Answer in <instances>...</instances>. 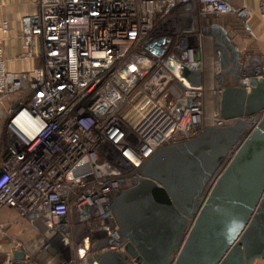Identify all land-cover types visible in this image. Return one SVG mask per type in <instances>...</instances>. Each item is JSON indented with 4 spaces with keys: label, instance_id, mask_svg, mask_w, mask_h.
I'll list each match as a JSON object with an SVG mask.
<instances>
[{
    "label": "built area",
    "instance_id": "1",
    "mask_svg": "<svg viewBox=\"0 0 264 264\" xmlns=\"http://www.w3.org/2000/svg\"><path fill=\"white\" fill-rule=\"evenodd\" d=\"M259 4L264 11V0ZM227 13L249 30L250 10L225 0H37L36 13L22 19L17 57L39 63L8 69L0 40V98L12 102L0 212L12 209L37 228L33 244L16 242L0 264H46L43 253L57 264H98L104 251L124 252L113 198L143 179L138 170L158 149L236 121L222 116L221 55L214 46L207 60L198 24L201 16ZM248 57L237 78L246 85L249 76L264 79V62L257 67ZM263 113L241 118L256 125ZM248 133L231 146L212 183ZM31 247L39 249L35 257Z\"/></svg>",
    "mask_w": 264,
    "mask_h": 264
},
{
    "label": "water",
    "instance_id": "2",
    "mask_svg": "<svg viewBox=\"0 0 264 264\" xmlns=\"http://www.w3.org/2000/svg\"><path fill=\"white\" fill-rule=\"evenodd\" d=\"M201 30L221 55L222 116L236 121L205 126L196 138L160 148L144 162L138 170L143 179L110 204L128 241L125 250L102 252L98 264L264 262V113L212 183L231 146L247 132L241 117L264 110V79L249 76L247 85L243 78L238 83L241 55L226 28L213 22Z\"/></svg>",
    "mask_w": 264,
    "mask_h": 264
},
{
    "label": "crops",
    "instance_id": "3",
    "mask_svg": "<svg viewBox=\"0 0 264 264\" xmlns=\"http://www.w3.org/2000/svg\"><path fill=\"white\" fill-rule=\"evenodd\" d=\"M225 1L234 8L247 7L250 10L251 15L247 20L249 30L244 28L241 20L233 13L207 14L201 16V26L203 27L213 22L224 26L232 42L238 48L241 60L244 55H249V58H253L252 61H254V59L258 62L260 60L263 61L264 11L260 7L259 0ZM36 11L37 0H0V40L7 59V67L12 71L27 70L39 63L37 59H32L30 57H17L21 51L23 40L21 35L22 19L24 16L35 14ZM4 24L7 25L6 31L2 30V25ZM202 46L205 57L207 60H210L214 51L213 37L204 34ZM248 62L254 65L258 63H253L250 59ZM11 107L12 102L9 99L0 98V159L4 153V131L8 110ZM2 229L5 230V236L3 235L4 237H1L2 234L0 236V254L3 255L7 252H11L16 242L22 243L23 246H25L31 242L33 244L37 237V228L31 225L26 219L19 218L17 213L9 208H5L0 212V232ZM29 264L35 263L30 262ZM253 264H264V262L255 261Z\"/></svg>",
    "mask_w": 264,
    "mask_h": 264
},
{
    "label": "rangeland",
    "instance_id": "4",
    "mask_svg": "<svg viewBox=\"0 0 264 264\" xmlns=\"http://www.w3.org/2000/svg\"><path fill=\"white\" fill-rule=\"evenodd\" d=\"M201 18V17H200ZM199 18V20H198V24L199 25H201V19ZM249 59H250V61L251 62H253V63H255V62H258L256 59H254V61H252L253 60V58L251 57V58H246V62H248L249 61ZM262 62H264V60L262 61V60H260L257 64H255L257 67H260V66H262ZM205 68H206V70H207V68H208V65H205ZM258 69V68H257ZM260 71V70H259ZM205 87H206V90H205V93H206V97H207V99H206V106H207V112L211 109V104H212V90H211V87H212V85L209 83H207V85H205ZM253 124L249 121V124H247V131H251L255 126L253 125ZM248 126H249V128H248ZM241 146V145H240ZM226 158V157H225ZM225 160V159H224ZM228 165V164H227ZM12 228H14V227H12ZM5 229V228H4ZM4 229H2V233H0V236H1V234H2V236L1 237H4L5 236V230ZM4 235V236H3ZM0 237V238H1ZM32 250H33V253H32ZM38 248H36L35 247V249H33V247H31L30 248V251H31V253L34 255H32L33 257H35L36 255H37V253H38ZM0 255H2V256H0V261L2 262L3 260V254H0ZM48 259L49 260H46V259H44V253H43V255L41 256V258L39 259L41 262H43V263H46V264H57V258L56 257H52V256H48ZM33 263H35V264H39V262H38V260H33L32 261Z\"/></svg>",
    "mask_w": 264,
    "mask_h": 264
},
{
    "label": "bare ground",
    "instance_id": "5",
    "mask_svg": "<svg viewBox=\"0 0 264 264\" xmlns=\"http://www.w3.org/2000/svg\"><path fill=\"white\" fill-rule=\"evenodd\" d=\"M9 68V67H8ZM10 69V68H9Z\"/></svg>",
    "mask_w": 264,
    "mask_h": 264
}]
</instances>
